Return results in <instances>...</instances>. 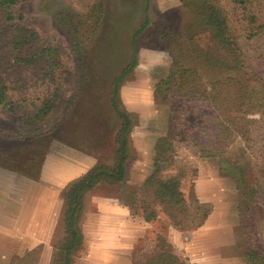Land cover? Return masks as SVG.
Wrapping results in <instances>:
<instances>
[{
    "label": "rangeland",
    "instance_id": "374dc122",
    "mask_svg": "<svg viewBox=\"0 0 264 264\" xmlns=\"http://www.w3.org/2000/svg\"><path fill=\"white\" fill-rule=\"evenodd\" d=\"M93 1L17 0L14 6L40 43L56 52L53 79L38 74L30 81H35L34 104L54 89L59 101L70 98L72 104L60 125L45 136L0 137V222L15 226L13 213L33 212L23 205L32 194L35 211L48 214L39 232H2L20 242L16 250L0 253V264H51L64 235V191L91 167L113 161L121 122L110 103L112 83L132 62L133 53L136 65L118 82L119 102L131 117L126 177L112 183L100 180L83 192L78 222L82 242L72 264H161L153 260L164 246L186 264H252L246 251L264 247V117L248 115L252 121L245 136L225 144L212 143L195 126L189 139L173 127L177 112L184 109L200 121L199 107L177 96L166 98L157 86L178 62L164 47L161 31L190 32V16L180 0H102V16L78 67L66 32L55 20L59 12H84ZM254 10L264 23V0L255 1ZM239 44L249 71L264 74V33L241 38ZM20 116L0 109V122L12 127ZM168 154L172 166L162 167L164 174L181 171L184 197L210 206L203 224L194 229L172 225L142 190L154 160Z\"/></svg>",
    "mask_w": 264,
    "mask_h": 264
},
{
    "label": "trees",
    "instance_id": "16d2710c",
    "mask_svg": "<svg viewBox=\"0 0 264 264\" xmlns=\"http://www.w3.org/2000/svg\"><path fill=\"white\" fill-rule=\"evenodd\" d=\"M180 1L184 13L188 12L190 16V32L176 35L170 30L161 31L164 47L171 54H176L178 62L157 86L164 97L177 96L185 104L199 107L196 116L200 121H193L188 116L190 112L184 109L177 112L179 116L173 127L185 139H189L198 128L199 133L209 137L212 143L225 144L236 136L244 137L247 124L252 121L248 115L264 117V74L249 71L247 56L239 44L241 38L249 40L264 33V23L254 10L257 0ZM16 3L17 0H0V109L21 116L16 127L0 122V137L23 140L45 136L57 128L65 119L72 100L59 101V93L54 89L41 99L39 105L34 104L35 81L30 84L31 79H36L39 74L51 81L58 62L54 48L42 45L36 31L23 22L22 14L14 11ZM102 11V0H94L82 13L57 14L55 21L66 32L78 67L84 56L86 40L98 26ZM234 15L238 20L233 18ZM146 25L145 21L133 37ZM135 65L133 53L132 62L112 83L110 103L121 122L115 137L117 148L113 161L91 167L64 191V235L51 264H72V254L82 242L78 222L83 192L100 180L112 183L126 177L131 117L119 102L118 82ZM11 78L15 82L13 85ZM14 90L19 91L16 98H13ZM63 104L61 112L55 114ZM168 157L169 154L154 160V171L144 180L142 190L152 205L156 204L175 227L183 231L199 227L210 213V206L184 197L180 188L181 171L164 174L162 167L172 166ZM246 256L252 264H264V247L252 246L246 251ZM153 261L186 264L165 246Z\"/></svg>",
    "mask_w": 264,
    "mask_h": 264
},
{
    "label": "crops",
    "instance_id": "0c3cea01",
    "mask_svg": "<svg viewBox=\"0 0 264 264\" xmlns=\"http://www.w3.org/2000/svg\"><path fill=\"white\" fill-rule=\"evenodd\" d=\"M29 196V195H28ZM34 200V194L31 195V198L27 200L23 205L26 206V203L28 207L34 208L33 212H21L20 210L17 213H13V218L11 221V224L15 226H4L3 224H7V222H0V253L7 251V252H12L16 250L17 244L16 242H20L19 238L14 235H8L4 234L2 232L6 231H18V230H25V231H33V232H39L40 230H43L44 227L42 226L43 220H47V215L42 214V213H37L35 211L36 208V203L33 201ZM17 200H14L12 203L16 202ZM11 203V204H12ZM13 205V204H12ZM10 224V223H9ZM48 229V227H47ZM36 236V235H35ZM234 258V257H233ZM242 261L241 259L235 260L237 261ZM206 261V260H205ZM207 264V262H204Z\"/></svg>",
    "mask_w": 264,
    "mask_h": 264
}]
</instances>
